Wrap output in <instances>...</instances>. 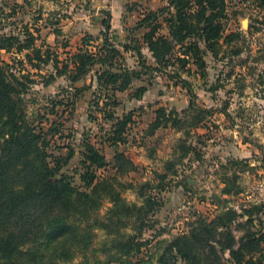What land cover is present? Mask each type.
I'll return each instance as SVG.
<instances>
[{
  "label": "trees",
  "instance_id": "1",
  "mask_svg": "<svg viewBox=\"0 0 264 264\" xmlns=\"http://www.w3.org/2000/svg\"><path fill=\"white\" fill-rule=\"evenodd\" d=\"M248 1L264 11V0ZM227 11L226 0H167L158 10L145 12L133 29L126 30V40H116V45L112 42L111 15L107 13L99 37L85 34L75 51L69 50V41L62 48L57 44L63 35L57 28L61 25L59 19L52 25L45 24L46 28L54 27L55 46L40 35L41 19H35L31 26H23L24 39L21 35H0V264L72 263L80 253H85L91 233L108 225H117L123 231L112 234L126 239H115L113 248L105 252L116 251L120 257L137 258L151 243L150 239H145L151 229L147 224L161 207L158 196L148 192V184L138 193L144 198L142 206L124 201L123 193L134 185L123 182V177L137 167L124 152L116 151L115 175H110L106 157L90 141L84 143L80 169L75 171L86 192L77 195L73 177L64 171L77 156L76 151L68 147L65 154L63 147H58L59 153H53V141L64 138L62 124L56 126L47 115L40 128L30 123L23 94L34 84L30 78L35 75L31 70L26 75L16 72L1 59V53L28 52L24 55L28 65L38 75H43L45 70L48 73L43 75L46 87L63 78L69 84L64 89L66 93L75 91L77 97L79 93L92 90V107L111 124L107 141L118 147L126 144L127 128L134 117L133 111L122 116L117 114L118 93L130 90L135 82L145 81L148 74H167L176 80L175 85L180 83L188 90L193 108L195 93L190 83L181 79L178 70L192 64L205 76L208 55L217 58L224 47L232 48V55L240 54L233 44L242 35L226 33ZM141 30L145 33L139 38L137 32ZM128 55L135 58L132 67L128 64ZM88 78L89 84L86 83ZM78 83L85 85L79 88ZM148 90V86H140L133 98L140 100ZM63 104V100L56 103L50 115L61 119L56 107ZM155 113L156 118L150 125L151 135L160 128L178 126L180 120L174 111L161 107ZM104 202L111 207L102 223L96 211ZM234 222L232 212L223 213L214 221L200 219L191 226L188 235L176 239L167 252L177 251L186 264H264V232L251 233L246 243L241 241L236 249L230 227Z\"/></svg>",
  "mask_w": 264,
  "mask_h": 264
},
{
  "label": "rangeland",
  "instance_id": "2",
  "mask_svg": "<svg viewBox=\"0 0 264 264\" xmlns=\"http://www.w3.org/2000/svg\"><path fill=\"white\" fill-rule=\"evenodd\" d=\"M166 3L167 0L152 4L149 0H129L125 17L128 25L149 6ZM226 3V33H241V39L233 44L240 54L232 55V48L224 47L217 58L208 55L205 76L192 64L178 70L181 79L188 81L195 93L193 108L188 90L180 83L175 85L176 80L167 74H148L145 81L135 82L130 90L118 93L117 114L134 112L123 146L114 147L108 143L111 124L92 107V90L79 93L77 97L75 91L66 93L64 89L69 84L63 78L46 87L43 75L48 73L45 70L43 75H38L28 65L24 57L28 52L1 53V59L16 72L26 75L31 70L35 75L30 78L34 84L23 94L30 123L40 128L47 115L56 126L62 124L64 138L53 141V153H59L58 147H63L65 154L68 147L76 151L77 156L64 171L73 177L77 195L86 192L75 171L80 169L84 143L90 141L106 157L110 175H115L116 151L124 152L137 167L136 171L123 177V182L134 185L123 193L124 201L142 206L144 198L138 193L145 184H148V192L161 200V207L150 216L147 224L151 229L146 231L145 239H150L151 243L137 258L120 257L116 251L105 252L113 248L115 239H126L112 234L120 231L117 225H108L92 232L85 253L67 264L85 261L90 264H124L127 261L133 264H186L177 251L168 253V247L176 239L187 236L191 226L200 219L214 221L226 212L234 213L235 222L230 227L236 249L241 241L246 243L251 233L264 232V11L253 1L226 0ZM135 4L138 9L132 15L128 9ZM104 6V0H0V35H21L24 39L23 26L41 19L38 24L40 35L49 45L55 46L54 27L46 28L45 24L52 25L59 19L61 25L57 28L63 35L57 44L62 48L69 41V50L75 51L85 34L99 37L100 21L110 13L102 8ZM126 36V31L118 32L119 41L126 40ZM112 42L116 45L114 37ZM127 61L131 67L135 65V58L130 55ZM86 83H90L89 78ZM84 85L77 84L79 88ZM142 85L148 86L149 90L136 100L133 94ZM62 100L64 104L56 107L62 118L50 115L52 107ZM161 107L168 112L174 111L180 121L176 127L169 125L151 135L150 125ZM110 207L111 204L104 202L97 209L102 223ZM225 256L229 259V253Z\"/></svg>",
  "mask_w": 264,
  "mask_h": 264
},
{
  "label": "crops",
  "instance_id": "3",
  "mask_svg": "<svg viewBox=\"0 0 264 264\" xmlns=\"http://www.w3.org/2000/svg\"><path fill=\"white\" fill-rule=\"evenodd\" d=\"M146 1H148V0H146ZM149 1H150V4H152V2L159 1V0H149ZM128 2H129V0H108V1L104 0V3L106 4V6H104L102 8L107 9L110 12L109 13L111 15L110 24H111V28H112L111 31L113 33V37L115 38L114 41L119 39V37H118L119 31H126V30H128L127 28L131 27V26H133L132 27V29H133L136 26V24L140 21L141 17H143V14L145 12H147L149 10L156 11L159 8H161L162 6H164V4L156 5V7L149 6L150 8H147L145 11H143V13L140 14V16L138 14V17L136 18V20H134L130 25H128L126 18H125L126 15H128V11L126 10V5L128 4ZM129 8L130 9L134 8L132 11L128 9L129 12L133 15L135 12H137L138 6L135 4ZM99 19H100V17H99ZM103 19H101V21H100L101 29H103V26H102ZM144 33H145V30H141V31L137 32V35L139 36V38H141ZM124 41H120V42H124Z\"/></svg>",
  "mask_w": 264,
  "mask_h": 264
},
{
  "label": "water",
  "instance_id": "4",
  "mask_svg": "<svg viewBox=\"0 0 264 264\" xmlns=\"http://www.w3.org/2000/svg\"><path fill=\"white\" fill-rule=\"evenodd\" d=\"M115 39V38H114Z\"/></svg>",
  "mask_w": 264,
  "mask_h": 264
}]
</instances>
